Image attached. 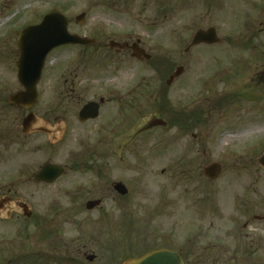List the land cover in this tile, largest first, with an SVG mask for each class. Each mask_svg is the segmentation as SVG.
Instances as JSON below:
<instances>
[{"label": "rangeland", "instance_id": "obj_1", "mask_svg": "<svg viewBox=\"0 0 264 264\" xmlns=\"http://www.w3.org/2000/svg\"><path fill=\"white\" fill-rule=\"evenodd\" d=\"M196 1L128 0L123 9L117 0H0V60L9 67L0 62V80H6L10 90L16 89L17 71L12 68V64L15 66L12 54L17 45V34L48 12L57 11L70 19L71 33L97 36L103 43L109 36L116 41L131 36L133 41L140 40L151 55V61L167 60L169 66L174 65L171 74L183 65V74L168 90L169 97L172 96L168 98L173 103L172 108L178 112L181 80L210 77L215 64L198 61L202 55L210 54L206 48L200 53L194 49L184 54L198 29L215 24L209 14L202 16L203 11ZM83 13L86 22L75 23V17ZM222 19L221 32L230 27L226 17ZM78 51L64 47L48 56L38 86V106L33 110L42 112V109L46 111L56 106L70 110L73 105L77 109L79 102L98 101L110 90H126L128 82L144 80L153 83L159 80L163 88L169 78L163 67L160 70L162 75L158 76V67L151 68L150 62L139 65L127 53L114 58L99 53L94 56L95 63L84 65L82 58H77ZM106 65L110 67L106 68ZM109 70L115 72L110 74ZM73 84L76 90L74 101L69 99ZM2 85L6 86L3 81ZM209 103L204 102L210 106ZM103 107L106 116L114 114L117 108L112 101ZM136 108V103L131 101L130 106L122 110L121 127L113 121L116 114L109 123H104L105 117L100 113L101 117L96 121L79 124L75 118L78 109H72V117L67 118V124L65 122L67 131L63 136V132H58L56 142L52 143L45 135L30 141L26 153L27 164H31L29 170H35L47 161L68 166L76 158L91 155L116 159L107 180L66 172L52 185L35 186L28 181L26 196L33 203L34 215L45 217L42 231L52 228V237L47 244L40 243L39 232L34 247L37 246L52 261L65 260L69 255L76 260L90 255L102 259L108 255H103L99 249L103 243H110L111 238L121 240L124 246L138 237L149 244L153 237L164 231L171 246L184 250L186 245V253L191 252L186 258L187 264H263L260 258L264 253V224L253 222V217L264 214L259 208L260 200L264 201V169L256 164L264 154V103L251 102L241 109L233 106L228 111H214L208 126H201L185 139L175 128L142 134L144 131L140 127L150 117V112L144 119H137ZM233 122L235 126L242 123L243 127L234 130L229 127ZM103 123L107 126L99 131L96 124ZM123 130L130 131L118 137L116 134ZM196 140H199L197 147ZM35 143L41 150L33 146ZM185 162L186 170L181 174L179 168ZM212 163H219L223 168L215 181L207 179L203 172ZM119 180L128 182L131 188H136L137 183V187L139 183L144 186L142 196L132 191L131 197L123 200L121 205L133 206L143 202L154 206V212L123 207L119 209L123 219L118 223L121 217L118 218L114 207L119 205V200L112 191V184ZM99 198L105 203L102 210L91 212L85 209L87 201ZM149 214L152 219L159 218L153 221ZM101 216L105 219L102 220ZM245 224H248L247 228ZM12 227V222L0 220V264L7 262L4 261L5 253L19 255L24 253L20 246L28 248L31 245L30 241L14 240L15 244H11L8 250L3 229L10 231V237H20L18 230ZM201 254L205 256L195 258ZM93 264L101 263L97 259Z\"/></svg>", "mask_w": 264, "mask_h": 264}, {"label": "flooded vegetation", "instance_id": "obj_2", "mask_svg": "<svg viewBox=\"0 0 264 264\" xmlns=\"http://www.w3.org/2000/svg\"><path fill=\"white\" fill-rule=\"evenodd\" d=\"M196 2L199 9L203 11L202 16L209 14L215 22V24H211L204 29H198L197 31H207L209 29H213L219 39L216 44L212 45L200 44L192 48L187 46L184 54L187 52L189 53L190 50L194 49H198L197 53H200L203 52L202 49L206 48L210 54L202 55L198 61L200 62V60H202V63L211 61L215 64L210 77L201 76L199 77V80H181L180 93L178 97L180 101L178 102L179 109H176L178 112L173 110V103L169 100L172 96L170 95L169 97L168 92L169 88L175 85L176 79L165 80L166 86L163 85V88L162 84L158 83L159 80H155L153 83L144 82V80H135V82H128L126 90L119 92H115V89L110 90V92H107L104 97H100L98 101L92 99L89 100V102H79L77 104L78 110L75 109V105H73L70 110L64 108L59 109V107L56 106L46 111L41 108L42 112H38V110L36 112L33 110L35 106H38L37 103L40 95L38 86L42 81V77L37 85V101L30 108L18 106L10 103L9 101L12 96L24 92L25 90L17 78L14 80V82L17 83V87H15L16 89L14 90H10L8 88L6 80H0V220H2L3 223L12 222V228L18 230V235L20 236H15L14 238L10 237V231H5L3 229V238L6 242L8 250L10 249L11 244H15L14 240L17 242L22 239L23 243L28 241L31 242V245L28 248L25 247V245L20 246L21 251L24 249V253H18L19 255L21 254L20 257L19 255H15L17 253H5L4 261H7L5 264H43V260L47 261L46 264H54L53 261L46 257V255H44L37 246L34 247V239L38 238L37 234H39V232L40 243H43V245L47 244L46 241L52 237V228H48L45 232L42 231V225H44L43 221H45L43 219L45 217H38L37 213L34 215L33 203L29 201L26 196L28 181L35 186L52 185L62 178L66 172L86 175L89 178L101 181L107 180V178L111 177V165L116 163V159L106 156L99 157L91 155L79 157L74 159V161L68 166L47 161L43 164H39L38 168L35 170H29L28 167L31 164H27L26 153L27 146L30 141H36L37 136L41 137L45 135L53 143V141L57 139L58 132H63V136L67 131L65 128L68 122L67 118L69 116L72 117V109L77 110L75 114L76 116H74L79 124L83 125L94 122L99 119L101 115L105 117L104 123L107 121L109 123V119L116 114L117 118L115 117L113 121L114 123H117V126L121 127V122L124 118L121 112L124 108L129 107L130 102L133 101L137 106V119H144L145 115L150 112V117H148L143 126L140 127V130L144 131L142 134L161 128H175L179 132V136L182 139H185L189 133V136H192L194 131L198 130L201 126H208L214 111L222 109L228 111V109L233 106L235 109L238 107L241 109L244 104L251 102L264 103V0H197ZM117 3L125 9L128 5V0H117ZM223 17H226L230 27L226 31L221 32L220 29L224 26V22L222 21ZM73 34L84 36L93 40V43L88 45L67 46L72 50L79 49V55H77V58L80 56L82 58V64L84 65H92L95 63L96 58L94 56L99 53L112 58L122 56L123 53H127L133 60L139 62V65L150 62L151 68L153 67L155 69L158 67V76L162 75V72H160L161 67L164 69V74L169 73V75L171 73L170 69L174 67V65L169 66L170 62L167 60L163 61L159 59L151 61V55L147 53V49H145V47L141 44L140 40L133 41L131 36L123 41H116L113 36H109L107 42L103 43L98 41L97 36L79 32H74ZM19 35L20 32L16 37L18 38ZM111 42L126 44V47L125 49H120L115 45H110ZM132 48L136 51H140L138 49L144 50V52L150 56V59L145 60V55L143 54H139L143 60L133 58ZM18 55V48L16 45L12 54L15 66L12 64V68H16V62L19 57ZM0 62L7 65L5 61L0 60ZM224 62L227 63V65H225ZM160 64L162 65L159 67ZM106 66H104V68ZM226 66L228 68H226ZM109 67L110 66L108 65L106 68ZM180 67H182L181 74H183V65ZM106 68L104 71L107 72ZM252 71L254 72L250 75ZM108 72L112 74L115 71L109 70ZM164 77L161 79L163 80ZM162 80L160 81L163 83ZM246 80L250 81L246 82ZM2 81L6 84V86L2 85ZM71 87L72 91L69 99L74 101L76 90L74 84ZM110 101L116 103V112L114 114L110 113L106 116L104 115L105 110H103V106L108 104ZM207 101H210V106L204 104V102ZM88 103L99 104V115L94 120L88 119L86 121H81L79 113ZM231 110H234V108ZM29 115L32 116L31 122L24 129L23 123ZM158 116L159 120L160 118L162 119L165 126H160L162 123L156 122ZM137 119L133 122V124L136 123ZM104 123L96 124V126L100 127L99 131L106 128L107 125H104ZM156 123H158V125ZM240 124L235 126V122H233L229 127L236 130L243 127L242 123ZM135 126L136 124L133 125L132 128ZM68 128L71 129L69 124ZM129 131L130 130H123V132L120 131L116 135L121 137L123 133ZM33 136V139H29ZM195 142L197 147L199 140H196ZM38 145L39 144L35 143L33 146L37 147L38 150H41V147ZM46 164L60 165L64 169V175L51 184L37 181L36 176ZM185 170L186 162L179 168L181 174H184ZM117 183H121L128 190L127 194L124 196L118 195L115 192L116 199L119 200V205H116L114 209L118 212V218L121 217L119 221L117 220L118 223L121 222V219H123L121 211L119 210L123 207H128L133 211L154 212V206L144 205L143 202L133 206H123L120 204L123 200L131 197L132 191L137 192L139 195L144 194L142 190L144 186L142 183H139L138 187L137 183L135 185L136 188H131V184L119 180L112 184L113 192L114 186ZM99 200L101 201L100 206L96 207L93 211L97 209L100 211L103 209L105 205V203H103L104 200L101 198H99ZM260 202L261 204L259 208L264 212V201L262 202L260 200ZM245 204L248 205V202ZM104 216H101V219ZM149 218L152 219V215L149 214ZM157 218H159V216H155L152 220L154 221ZM253 219V222L264 224V214L263 216H254ZM248 224H245V228L248 227ZM161 226L163 227V225ZM131 227L133 228V226ZM138 239H140V237L136 240L134 239L129 245L124 246L122 245L121 240L119 241L118 239V241H113L111 238L110 243H103L99 249L104 252L103 255H108L107 258L101 259L95 255H90L85 257L83 260L80 258L76 260L74 256L69 255L63 261H66L67 264H93L98 259V263L101 264L102 261L104 262L103 264H122L124 260L128 258L136 259L146 253L154 252L159 249H169L175 251L182 257L184 264H187V256H191L190 251L186 253L188 250L186 245H184V250L171 246L169 244L170 238L169 236H166L164 231L160 236L153 237V242L149 244H146L145 241ZM204 256L205 254H201L195 258L201 259ZM260 260L264 264V253L261 254Z\"/></svg>", "mask_w": 264, "mask_h": 264}, {"label": "water", "instance_id": "obj_3", "mask_svg": "<svg viewBox=\"0 0 264 264\" xmlns=\"http://www.w3.org/2000/svg\"><path fill=\"white\" fill-rule=\"evenodd\" d=\"M78 23L83 24L85 15L82 14L76 18ZM68 19L58 12H51L45 15L42 21L35 26L25 28L18 41L19 60L17 62L18 79L25 88L15 96H12L9 101L18 106L30 108L37 100L36 86L40 80L42 69L46 56L55 48L69 44L85 45L92 41L79 38L71 35L68 32ZM217 42L216 33L213 29L206 32L199 31L195 34L192 45L200 43L214 44ZM114 43H111L113 45ZM122 48V45L115 44ZM133 57L141 59L139 54H144L141 51L133 49ZM146 59L149 56L145 55ZM178 70L176 76L179 74ZM98 104L89 103L83 107L79 114L81 121L94 119L98 116ZM29 115L23 123L24 129L31 122ZM160 122V121H159ZM158 122V123H159ZM158 123H156L158 125ZM258 163L264 167V155L258 160ZM64 173V169L60 166L46 164L42 167L38 175L37 181L52 183ZM221 173V167L218 164H212L204 169V174L211 180H216ZM115 191L120 195L127 193L126 188L122 184H116ZM100 205V201H92L87 204V209H94ZM124 264H183L182 258L175 252L169 250L155 251L142 256L139 259H128Z\"/></svg>", "mask_w": 264, "mask_h": 264}, {"label": "trees", "instance_id": "obj_4", "mask_svg": "<svg viewBox=\"0 0 264 264\" xmlns=\"http://www.w3.org/2000/svg\"><path fill=\"white\" fill-rule=\"evenodd\" d=\"M44 261L45 260H43V263H44ZM54 262H55V264L57 263V264H67V262L66 261H63L62 260V258H60V259H57V260H53ZM47 261H45V263H46ZM66 262V263H65Z\"/></svg>", "mask_w": 264, "mask_h": 264}]
</instances>
